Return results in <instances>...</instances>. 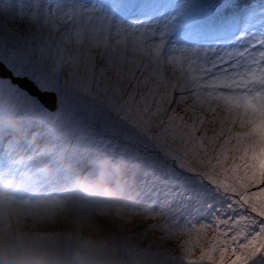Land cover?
Returning <instances> with one entry per match:
<instances>
[{
    "label": "snow or ice",
    "instance_id": "snow-or-ice-1",
    "mask_svg": "<svg viewBox=\"0 0 264 264\" xmlns=\"http://www.w3.org/2000/svg\"><path fill=\"white\" fill-rule=\"evenodd\" d=\"M4 17L24 33L8 45L0 39V95L24 97L44 114L42 95L56 96L58 108L67 99L121 123L134 113L197 155L204 172L179 171L196 175L205 195L224 201L219 209L198 210L213 213L209 223L221 229L224 250L251 243L241 244L234 231L245 209L257 212L261 219L251 226L264 232V206L256 205L264 201L256 176L258 167L264 177V0H0ZM218 108L243 115L240 123L261 138L258 156L247 157V149L235 154L238 145ZM178 178L176 172L169 177ZM194 199L187 193L179 206L191 207ZM179 215L172 227L190 229L187 212ZM184 243L186 256L192 249ZM249 260L264 264V250L249 252Z\"/></svg>",
    "mask_w": 264,
    "mask_h": 264
},
{
    "label": "rangeland",
    "instance_id": "rangeland-1",
    "mask_svg": "<svg viewBox=\"0 0 264 264\" xmlns=\"http://www.w3.org/2000/svg\"><path fill=\"white\" fill-rule=\"evenodd\" d=\"M22 33L21 25L0 18V39L6 45ZM53 96L54 102L48 101L56 109L50 112L45 107L48 114H44L24 97L8 91L0 95V264H17L21 259L35 264H185L187 260L197 264H245L249 252L264 250V232L251 226V217L257 212L245 209L240 214L243 218L234 225L241 244L245 239L251 241L248 247L233 242L224 250L221 245L225 240L218 235L221 229L209 223L213 213L205 210L198 214L205 204L219 209L224 201L210 193L205 195L204 188L192 182L199 177L181 172L185 175H181L182 185L143 175L150 169L143 162L154 159L151 146L143 141L156 136L165 145L166 135L157 134L134 113L121 123L107 112L78 106L67 99L58 108ZM186 100L195 103L191 97ZM217 112L225 130H232L231 139L238 145L235 154L244 155L242 149H247V157L253 151L258 156L261 138L247 123H240L243 115L222 108ZM140 146L146 154L140 152ZM161 153L172 157L173 152L162 148ZM178 155L179 170L182 167L192 173L194 169L185 162L192 166L200 163L191 150L186 152L178 146ZM127 157L136 158L135 166ZM141 164L144 170H140ZM72 167L77 172L69 174ZM259 172L257 167L261 185ZM168 175L165 171L162 179H168ZM93 176L103 184L99 189L92 188ZM144 177L163 183L151 185L158 188L161 197L148 189V196L142 199L146 192L139 195L135 188ZM187 193L195 194V199L191 207L181 208ZM174 204L177 207L173 208ZM256 205L259 210L261 200ZM143 207H148L150 214L143 215ZM182 211L192 221L190 229L185 225L172 227L173 214L180 219ZM41 219L47 220L44 225L54 221L56 226H41ZM260 219L255 218L256 223ZM182 242L192 249L186 256ZM226 253L235 257H226ZM236 256L241 259L236 260Z\"/></svg>",
    "mask_w": 264,
    "mask_h": 264
},
{
    "label": "trees",
    "instance_id": "trees-1",
    "mask_svg": "<svg viewBox=\"0 0 264 264\" xmlns=\"http://www.w3.org/2000/svg\"><path fill=\"white\" fill-rule=\"evenodd\" d=\"M174 98H175V94H174ZM134 138V137H133ZM134 139H136V138H134ZM137 142L138 143H141V142H139L138 140H137ZM143 144L145 145V146H147V147H149V146H151V152H150V154L154 157V159H153V161L150 163V162H148L147 163V161L146 162H143V164H148V166L150 167V169L148 170V171H146L143 175H146V174H150V175H153V176H155L156 178H159V177H164V173H165V171H168V173H169V175H168V177H170L174 172H176V173H179V178H178V180H176V181H172L174 184H182V185H184L185 183H183L182 181H183V177L181 176V175H183V176H185L184 174H182L180 171H179V167H180V165H179V163H178V157H179V155H178V145L177 144H175L174 142H172L171 140H169V139H167V144H163L162 142H160L159 141V139L156 137V136H153V139H151V138H148V139H146V140H144L143 141ZM166 145H169L168 147H166ZM140 148H141V153L142 154H146L147 152H146V150H145V148L143 147V146H140ZM162 148H164V149H166V148H169V149H171L172 150V154H171V156L172 157H165V156H163V154L161 153V149ZM187 152V151H186ZM170 156V155H169ZM128 158V160L131 162V160L133 161L132 162V164H133V166H135V164H136V158L135 157H127ZM170 159H171V161H170ZM158 163H157V162ZM138 164V163H137ZM143 164H141L140 166H141V168H140V170H144V165ZM94 165V164H93ZM185 165L187 166V167H190V168H192V169H194L193 171H192V173L194 172V171H203V169H202V167H201V163H199V164H197L196 166H192V165H190V164H188L187 162H185ZM86 166V165H85ZM85 166H83V167H81V170L83 171L84 169H85ZM131 166V165H130ZM94 168H93V171L94 170H96V167L95 166H93ZM239 170H243V171H248L247 169H239ZM74 172H77V170H76V168L75 167H72V169H71V171H70V173L69 174H71V173H74ZM88 173H90V172H88ZM88 173H85V175H87ZM187 176V175H186ZM79 178V177H78ZM77 178V179H78ZM162 178H159L160 180H166V181H168L169 180V178L168 179H162ZM193 179V178H192ZM192 182L193 183H197V182H195V181H193L192 180ZM152 183H159V184H161L162 182L161 181H159V182H156V181H154L153 179H151V178H149V177H144V180L142 181V182H140V183H138V185H137V187L135 188V189H137V191L139 192V195H141L142 194V192H146L145 194H143V196H142V198H144V197H147L148 195H147V190L149 189L150 190V192L151 193H153V194H155V195H159V193H158V188H156V187H152L151 185H152ZM163 184V183H162ZM91 185H92V188L94 189V188H100L101 187V185H103L102 184V182L101 183H99V180L97 179L96 180V178L93 176V178H92V182H91ZM119 185H117V186H115V187H118ZM261 187H264V177L263 178H261V185H260ZM70 187V186H69ZM160 196V195H159ZM161 197V196H160ZM203 199H205L206 200V196L203 198ZM162 204H164L163 203V201L161 202ZM261 206H264V201H262L261 200ZM253 213H250L249 215H252ZM257 214V213H256ZM254 215V217H251V218H257L258 217V215L256 216L255 214H253ZM112 262V261H111ZM53 264H55V263H53Z\"/></svg>",
    "mask_w": 264,
    "mask_h": 264
},
{
    "label": "water",
    "instance_id": "water-1",
    "mask_svg": "<svg viewBox=\"0 0 264 264\" xmlns=\"http://www.w3.org/2000/svg\"><path fill=\"white\" fill-rule=\"evenodd\" d=\"M5 74H6V73H5ZM17 83H21L22 85H24L25 87H27L30 91H32L31 86L25 84V82H23V81H17ZM51 96H53V95H51ZM51 96H49V95H42V96H41V101H42V103L44 104V106L50 110V112H53V111H55V109H56V108H55V105L51 107L50 104H49V101H48V100L52 99L53 102H54V99L51 98ZM53 97H54V96H53Z\"/></svg>",
    "mask_w": 264,
    "mask_h": 264
},
{
    "label": "bare ground",
    "instance_id": "bare-ground-1",
    "mask_svg": "<svg viewBox=\"0 0 264 264\" xmlns=\"http://www.w3.org/2000/svg\"><path fill=\"white\" fill-rule=\"evenodd\" d=\"M9 125V124H8ZM12 179H15V177H12ZM4 182V181H3ZM2 182V183H3ZM143 199V198H142ZM40 222H41V226H56V223L54 222V221H50V222H48V223H46L45 225H44V222H47V220H43V219H41L40 220ZM29 226H32V224H30ZM35 226H38L37 224H35ZM226 257H235V255H233V254H229V253H226ZM234 259V258H233Z\"/></svg>",
    "mask_w": 264,
    "mask_h": 264
},
{
    "label": "clouds",
    "instance_id": "clouds-1",
    "mask_svg": "<svg viewBox=\"0 0 264 264\" xmlns=\"http://www.w3.org/2000/svg\"><path fill=\"white\" fill-rule=\"evenodd\" d=\"M17 264H35V262L21 259L17 261Z\"/></svg>",
    "mask_w": 264,
    "mask_h": 264
}]
</instances>
